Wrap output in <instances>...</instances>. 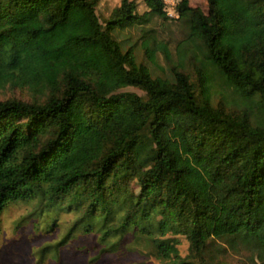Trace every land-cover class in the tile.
Here are the masks:
<instances>
[{
    "label": "trees",
    "instance_id": "16d2710c",
    "mask_svg": "<svg viewBox=\"0 0 264 264\" xmlns=\"http://www.w3.org/2000/svg\"><path fill=\"white\" fill-rule=\"evenodd\" d=\"M98 1L0 0V87L32 94L0 100V214L33 200L52 223L74 215L51 257L91 233L100 264L127 237L158 264H225L223 244L264 264V0H205V13L180 0L170 20L187 32L167 76L118 38L168 20L162 0L141 13L119 0L103 23ZM140 31L146 60L170 62ZM179 233L186 256L168 237Z\"/></svg>",
    "mask_w": 264,
    "mask_h": 264
},
{
    "label": "rangeland",
    "instance_id": "374dc122",
    "mask_svg": "<svg viewBox=\"0 0 264 264\" xmlns=\"http://www.w3.org/2000/svg\"><path fill=\"white\" fill-rule=\"evenodd\" d=\"M137 11L146 10L143 0H135ZM191 6L196 7L205 13L207 6L205 0H189ZM119 4V0H99L96 13L100 22H104L111 9ZM151 28L156 41L166 43L170 54V62H166L160 53L156 56L155 64L147 61L140 49L141 28ZM187 28L180 21L163 20L159 17L151 18L150 22L144 26H133L118 32V38L125 41V46L135 43L139 60L145 62L155 75L167 76L171 65L178 63L175 53V46L186 35ZM123 90L134 91L138 94L142 92L135 87H127ZM18 98L28 101L32 94L25 88L11 87L9 85L0 87V100L8 98ZM40 208L36 207V202L16 201L10 203L0 214V264H100L98 261H91L98 251L96 237L82 235L81 248L79 244H73L75 238L71 234L65 238L64 242L58 246V255L51 257L53 247L61 241L69 231L74 219L67 214H62L56 218L54 223L50 222V214L39 215ZM46 229V230H45ZM176 244L181 256H186L189 250V242L184 234L170 235ZM130 238H126V247L120 251V258L116 262H109L111 257H106L103 264H158L159 261L152 255V247L147 240L138 238L128 245ZM97 246V248L94 246ZM221 245V244H220ZM227 253L223 261L225 264H260L255 258L252 249L243 244H236L230 247L223 244ZM124 246V245H123ZM43 248L45 250H43ZM114 251L106 252L112 254ZM127 258V259H126Z\"/></svg>",
    "mask_w": 264,
    "mask_h": 264
},
{
    "label": "built area",
    "instance_id": "2783aa9c",
    "mask_svg": "<svg viewBox=\"0 0 264 264\" xmlns=\"http://www.w3.org/2000/svg\"><path fill=\"white\" fill-rule=\"evenodd\" d=\"M179 1L180 0H162L164 12L169 19H176L179 17V13L176 8Z\"/></svg>",
    "mask_w": 264,
    "mask_h": 264
}]
</instances>
